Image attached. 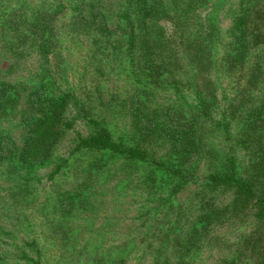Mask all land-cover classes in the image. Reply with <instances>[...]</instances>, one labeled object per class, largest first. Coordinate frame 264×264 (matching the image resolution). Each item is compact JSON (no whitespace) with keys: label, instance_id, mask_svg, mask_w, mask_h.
Wrapping results in <instances>:
<instances>
[{"label":"trees","instance_id":"trees-1","mask_svg":"<svg viewBox=\"0 0 264 264\" xmlns=\"http://www.w3.org/2000/svg\"><path fill=\"white\" fill-rule=\"evenodd\" d=\"M149 1L141 11L152 26L140 23L136 33L128 14L122 16L129 27L125 84L110 100H101L99 91L82 93L72 85L60 90L45 74L29 76L28 87L27 79L0 81V165L4 181L11 183L6 192L21 199L31 180L41 179L40 169L50 166L47 178L53 181L79 161L73 181L77 194L97 201V191L89 189L111 180L119 162L122 175L114 186L122 191L131 187L144 199L139 212L150 213L148 203L161 198L173 202L180 191L194 187V201L179 214L193 231L209 216L249 213L261 223L264 0ZM161 17L173 22L169 37L157 25ZM222 18H229L227 28L221 26ZM77 121L88 130L86 135L74 129ZM69 132L73 147L65 158L57 147ZM220 191L227 197L215 203L212 195ZM72 202L76 209L78 201ZM61 226L67 227L64 221L56 223ZM169 232L173 235L162 240L167 259L174 252L168 244L181 242L175 236L181 234L179 228ZM69 236L65 250L71 253L81 238ZM130 242L134 240L126 244ZM96 255L104 258L103 252ZM21 258L41 264L24 251ZM69 259L63 264H71ZM223 264L237 263L230 258Z\"/></svg>","mask_w":264,"mask_h":264},{"label":"rangeland","instance_id":"rangeland-1","mask_svg":"<svg viewBox=\"0 0 264 264\" xmlns=\"http://www.w3.org/2000/svg\"><path fill=\"white\" fill-rule=\"evenodd\" d=\"M149 2L0 0V81H25L45 74L60 90L72 85L82 93L91 89L96 95L99 91L101 100H110L113 94L122 93L125 84L129 27L122 16L128 14L136 33L140 23L152 26L141 11ZM229 22L222 18L221 26L227 28ZM157 25L164 29L165 37L173 34L170 19L161 17ZM134 51L135 56L140 53L136 47ZM30 81L27 87L32 85ZM74 129L83 135L88 132L80 121ZM73 137L72 132L67 133L57 154L68 157ZM81 163L62 170L53 181L47 178L50 166L40 169L37 175L41 179L31 180L21 199L6 192L11 183L4 181L0 165V264H31L21 258V251L40 259L41 264H63L67 258L71 264H223L230 258L237 264L264 261V221L256 223L251 214L220 219L209 216L195 232L191 223L179 218L181 209L194 201V187L180 191L173 202L161 198L148 203L153 209L150 213L139 212L146 204L144 199L135 196L131 187L122 191L114 186L122 175L119 162L114 163L118 169L111 180L89 189L90 193L97 191V201H91L86 198L89 194H77L73 184ZM129 172L135 174L136 170L130 168ZM70 193L78 196L68 198ZM212 196L216 203L227 193ZM73 200L78 201L76 209ZM63 221L67 227H56ZM171 228H179L181 234L175 236L181 242L176 247L168 244L174 252H167L171 255L167 259L162 240L173 235ZM76 234L81 240L69 253L66 242L69 235ZM87 237L92 245L84 242ZM128 240L134 242L127 245ZM120 247L126 248L121 252ZM102 252L104 258L96 255ZM92 254L96 255L93 262Z\"/></svg>","mask_w":264,"mask_h":264}]
</instances>
